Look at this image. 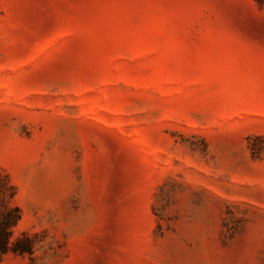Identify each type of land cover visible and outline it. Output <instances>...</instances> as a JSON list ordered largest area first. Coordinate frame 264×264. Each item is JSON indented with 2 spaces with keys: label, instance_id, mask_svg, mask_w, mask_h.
I'll return each mask as SVG.
<instances>
[{
  "label": "rangeland",
  "instance_id": "obj_1",
  "mask_svg": "<svg viewBox=\"0 0 264 264\" xmlns=\"http://www.w3.org/2000/svg\"><path fill=\"white\" fill-rule=\"evenodd\" d=\"M10 211L0 264H264V0H0Z\"/></svg>",
  "mask_w": 264,
  "mask_h": 264
},
{
  "label": "trees",
  "instance_id": "obj_2",
  "mask_svg": "<svg viewBox=\"0 0 264 264\" xmlns=\"http://www.w3.org/2000/svg\"><path fill=\"white\" fill-rule=\"evenodd\" d=\"M19 219L20 215L14 214L11 211L0 218V261L9 248L10 239L13 234L12 228L18 223Z\"/></svg>",
  "mask_w": 264,
  "mask_h": 264
}]
</instances>
